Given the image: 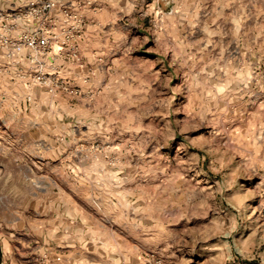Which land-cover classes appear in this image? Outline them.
I'll return each mask as SVG.
<instances>
[{"label":"rangeland","instance_id":"1","mask_svg":"<svg viewBox=\"0 0 264 264\" xmlns=\"http://www.w3.org/2000/svg\"><path fill=\"white\" fill-rule=\"evenodd\" d=\"M28 1L0 0V264H264V0H58L54 93L4 56Z\"/></svg>","mask_w":264,"mask_h":264},{"label":"built area","instance_id":"2","mask_svg":"<svg viewBox=\"0 0 264 264\" xmlns=\"http://www.w3.org/2000/svg\"><path fill=\"white\" fill-rule=\"evenodd\" d=\"M60 6L58 0H29L26 5V14L37 20L39 28H36L32 33L14 37L6 42L4 56L7 60L21 63L26 59L31 63H39V65L27 69L23 73V76L28 77V88L40 86L46 88L50 93H54L60 88L68 89V86L63 82L60 84L57 79L52 78L42 66V59L46 57L56 38L49 26L55 22L52 18L47 19ZM65 14L70 16L69 11H65ZM46 21L48 26L45 25Z\"/></svg>","mask_w":264,"mask_h":264}]
</instances>
